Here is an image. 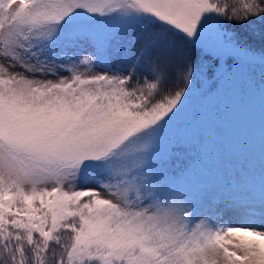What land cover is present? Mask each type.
Returning <instances> with one entry per match:
<instances>
[{"label": "snow or ice", "instance_id": "6c2138e0", "mask_svg": "<svg viewBox=\"0 0 264 264\" xmlns=\"http://www.w3.org/2000/svg\"><path fill=\"white\" fill-rule=\"evenodd\" d=\"M176 32L226 67L183 66ZM256 67L264 0H0V264H264V165L168 167L202 77Z\"/></svg>", "mask_w": 264, "mask_h": 264}, {"label": "rangeland", "instance_id": "374dc122", "mask_svg": "<svg viewBox=\"0 0 264 264\" xmlns=\"http://www.w3.org/2000/svg\"><path fill=\"white\" fill-rule=\"evenodd\" d=\"M174 39L185 55L180 62L183 66L189 63L226 67L221 62L209 59L195 46L185 44L180 33L173 34ZM180 41H178L179 39ZM184 45H180V44ZM195 49L198 53L196 62ZM197 55V54H196ZM192 56V60H191ZM185 61V62H184ZM178 66L171 65L173 75L178 72ZM97 71H104L100 68ZM249 70L230 74L220 86L208 93L213 79L207 74L202 77L203 88L194 89L185 101V107L174 119L168 129V136L178 139L185 151L173 153L168 160L172 173H184L193 183L219 184L226 181L237 166L234 153L239 157L244 151L241 145H235L239 131L256 129L264 130V83L260 77H249ZM216 74L218 75V69ZM184 87L183 82L169 80L162 86V91H175ZM201 85H197L200 88ZM239 130V131H238ZM246 150V149H245ZM264 152V149H261ZM253 151V148H249ZM213 208L221 211L225 221L235 225L240 222V216L231 210H225L224 205L217 200Z\"/></svg>", "mask_w": 264, "mask_h": 264}, {"label": "trees", "instance_id": "16d2710c", "mask_svg": "<svg viewBox=\"0 0 264 264\" xmlns=\"http://www.w3.org/2000/svg\"><path fill=\"white\" fill-rule=\"evenodd\" d=\"M182 51L185 53V50ZM195 56H196V62L199 61L198 53L196 49H195ZM191 60H192V56H191ZM174 66L177 67V65ZM255 76L260 77L261 82L264 83V80H262L261 78L259 67H256L255 69ZM239 133L240 135L235 145L237 146L241 145L246 150L244 149V151L240 152L239 157L236 153H234V156L237 158L238 161L237 168L240 169L247 167L251 169L253 172H258L261 169V166L264 165V152L263 150H261L264 149V130H259L256 129L255 127L254 130L249 129V130H244L242 132L239 131ZM249 148H253V151H249Z\"/></svg>", "mask_w": 264, "mask_h": 264}]
</instances>
